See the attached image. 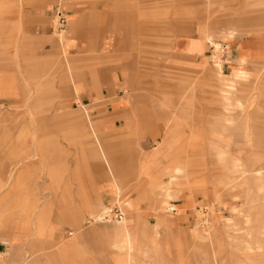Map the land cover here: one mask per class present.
<instances>
[{
	"label": "rangeland",
	"instance_id": "374dc122",
	"mask_svg": "<svg viewBox=\"0 0 264 264\" xmlns=\"http://www.w3.org/2000/svg\"><path fill=\"white\" fill-rule=\"evenodd\" d=\"M40 4L60 5L71 19L64 32L52 30L54 43L35 68L22 69L21 105L0 108V211L10 201L21 226L14 245L5 244L11 235L0 231V264H118L126 254L104 250L113 249L109 236L122 224L96 219L118 206L128 221L130 209L117 202L113 178L119 195L136 201L138 237L152 249L138 264H264V0ZM224 17L233 21L229 28L236 26L230 48L220 30ZM208 22L211 40L202 53L182 54L173 44L176 25L182 40L201 41L199 26ZM50 24L54 29V19ZM251 33L261 34L253 46L259 53L248 59L249 78L240 79L225 111L219 80H232V58ZM215 45L223 46V61ZM78 59L79 71L73 68ZM64 73L82 87L76 90L71 77L63 84ZM90 122L107 135L112 174L92 137L75 134ZM221 151L225 166H254L260 180L250 172L238 181H245L241 189L227 186ZM17 162L20 183L5 185L3 171ZM173 182L174 199L164 204L161 189ZM8 191L13 195L6 200ZM26 201L32 203L27 212ZM76 238L86 249L82 256L69 250L63 260L49 258Z\"/></svg>",
	"mask_w": 264,
	"mask_h": 264
},
{
	"label": "crops",
	"instance_id": "0c3cea01",
	"mask_svg": "<svg viewBox=\"0 0 264 264\" xmlns=\"http://www.w3.org/2000/svg\"><path fill=\"white\" fill-rule=\"evenodd\" d=\"M50 4H40L37 5V0H0V108H16L21 105V95L26 92L25 85L22 83L21 80V72L23 68H35V63L38 60H41L42 56L44 55V51L47 49V46H51L54 43V33L52 32L53 28L51 27L50 21L54 19V11L57 6H53L52 10H50ZM66 10V9H65ZM67 13L68 22L71 19V16L69 17V13ZM222 24L220 27L221 33L226 34V40L229 43V47L232 43H234L235 38L237 36L236 33V26L230 25L229 28L228 24L233 23L231 19L228 17H224L221 19ZM242 26H248L249 23L247 22H241ZM208 23L206 25L202 26V24L199 26L200 30L203 33V40L201 41H195V40H182L181 34L179 33V25H176L173 27L175 30H178L173 32V44L177 45L179 48V51L182 54H200L203 52V49L206 45V42L211 40V33L209 32ZM232 31L234 33L233 37L229 38L227 33L229 31ZM250 43L242 44L241 51L238 52V55L236 58H232L233 67H232V76L235 79L236 78V85L240 83V79L247 80L249 78V71L246 69V63L248 62V59L251 56H254V54H258L259 50L254 48V43L257 40V38L261 37V34H253L250 35ZM63 42V40H62ZM125 44V42H124ZM64 48V53L66 54V48ZM227 49V48H226ZM229 55L232 57L233 53H229ZM210 58V56L208 57ZM81 59L76 60L73 64V68L77 71H79L82 68ZM21 63H28V66H22ZM230 64V63H229ZM228 64V65H229ZM71 70V68H70ZM240 75V76H239ZM223 76H229V75H223ZM70 77L72 80V83L75 87V89H80L82 87V83L77 80H75L73 74L69 76L68 74H63L62 83L68 84L70 83ZM79 77V76H78ZM247 77V78H246ZM240 78V79H239ZM238 79V80H237ZM219 80V79H218ZM222 85V89L219 94V102L224 107V89H223V82L219 80ZM235 85V87H236ZM65 102H59V106L63 107L65 106ZM75 134L77 137L82 136H91L93 139V142L97 144V147L99 149V153L105 164L107 165L110 173H113V170L111 168V164L109 161V155L110 152L107 150V146H105V142H107V135H99L94 129L90 122V128H86L83 126L77 127ZM109 154V155H108ZM20 162H17L15 164H12V168L10 171L4 170V177L3 182L5 185L16 187L20 183L22 179V171L18 170L20 167ZM33 166H28L29 170ZM246 167V168H245ZM243 167L242 172L244 173V176L242 177V180L245 179V175L254 172L256 181L259 180L258 178V170L260 169H253L254 166L247 165ZM27 168V169H28ZM248 171V172H247ZM107 177V176H105ZM108 180V177L106 178ZM245 183V181H242ZM239 182V183H242ZM110 187L112 191L116 194L117 202L119 203V200H125L126 202L130 203L132 205V208H138V205L136 204V201H134L129 195L124 194L122 196L119 195L118 191V181L113 178L112 180H109ZM242 183V184H243ZM165 187V186H163ZM162 187V189H163ZM241 189L242 187H237ZM236 188V189H237ZM161 189V190H162ZM13 195L12 191H8L6 195L3 197L4 199H10ZM174 199V197L172 198ZM170 200L164 199V204L171 202ZM6 206L3 207V209L0 211V231L6 232L10 236L9 241H5V244H17L19 240V232L21 229L20 223L18 219L16 218V214L13 213L11 202L7 201L5 204ZM25 208L24 211L31 210L32 203L30 201H26L24 203ZM134 206V207H133ZM129 206H127L128 208ZM124 211L126 210V206L122 207ZM139 209V208H138ZM137 214L138 211L132 213L130 215L129 220V226L124 231L126 232L125 235L131 236L135 241L137 246H142L143 249H135V251L132 252V260H129V251L127 249H105V253L107 254H119V253H125V257H117L118 264L124 263V264H138V259L140 257H147L151 252L152 249H145L144 246L141 244L139 239V232H138V226H137ZM246 220V215L244 216ZM244 220V222H245ZM234 224H227L226 226L229 228H233ZM24 226V225H23ZM145 226V225H143ZM110 230V229H108ZM121 227L115 228V232L110 234L109 238L112 235H115L117 232L121 231ZM156 233V230L153 229ZM112 231V230H110ZM94 233V232H92ZM88 236V233L84 235V237ZM79 239H72L66 243H63L60 247L57 253H55L53 256H49V258H60L61 260L65 259L67 252L70 250L74 255H81L82 256V250L86 249H79L80 246H78ZM94 252L95 249H87V251ZM140 250V251H139ZM125 251V252H124ZM139 251V252H138ZM143 255V256H142ZM127 256V257H126ZM127 258V259H126ZM134 258V259H133ZM134 262V263H133Z\"/></svg>",
	"mask_w": 264,
	"mask_h": 264
},
{
	"label": "bare ground",
	"instance_id": "6f19581e",
	"mask_svg": "<svg viewBox=\"0 0 264 264\" xmlns=\"http://www.w3.org/2000/svg\"><path fill=\"white\" fill-rule=\"evenodd\" d=\"M229 35H231V37H232L234 35V33L230 30ZM215 46H216L217 51H222L223 50V46H221V45H215ZM218 76L221 79H223L225 77V76H223V75H221L219 73H218ZM235 85H236V78L235 79L232 78V80L227 79V80L224 81V84H223V89H224L223 101L225 102L224 103L225 104L224 105L225 106V108H224L225 111H228L229 107L232 104L231 103L232 102V93L234 91ZM237 105L240 106L239 103ZM225 133H226V128L222 127L220 130H218L216 132V135H217L216 137L219 138L220 140L225 139ZM218 162L220 164L224 165L223 171H224V173L226 175L225 176L226 177V181H225L226 185L227 186H229V185L231 186V185L234 184V188L235 189L237 187H243L244 183L242 182L243 183L242 184V183H239L238 181L242 180V177L244 176V173L242 172V169H243L244 166L242 164H239V163H234V164H231L229 166L228 165L225 166V153L222 152V151L218 154ZM179 173H180V170H176L175 175H178ZM260 173H261L260 170H258V178H259V180L261 178V174ZM173 185H175V182H173L172 185H168V186L163 187L162 195H163V198L165 200H169V199L171 200L174 197ZM262 189L264 190V187ZM124 203H125L126 206H129L128 208L130 209L129 213L127 214L128 215V221H127V217H126L125 221L120 223V224H122V226H121L122 230L117 232L115 235L112 236L113 237L112 248L113 249H127L129 251V258H130L129 260H132V252L135 251V249H143V248H142V246H137L136 241L131 236H128V235L126 236L125 235L126 232H124V231L128 228V226L130 224L129 223L130 215L132 213L138 211V208L137 207L135 209L132 208V205L130 203H128V201L127 202L124 201ZM90 208L94 209L95 207L94 206H90ZM102 212H104V211H102ZM102 215H103L102 213L100 215H97L96 219L102 222V219H103ZM131 216H133V215H131ZM248 223H249V219L246 222V225ZM228 224L230 225L231 223H228ZM234 225H236V224H234ZM234 225H233V227H234ZM121 264H124V263H121Z\"/></svg>",
	"mask_w": 264,
	"mask_h": 264
},
{
	"label": "built area",
	"instance_id": "2783aa9c",
	"mask_svg": "<svg viewBox=\"0 0 264 264\" xmlns=\"http://www.w3.org/2000/svg\"><path fill=\"white\" fill-rule=\"evenodd\" d=\"M54 21H55V28L53 29L54 31L56 30L58 33L64 32L66 30V27L68 25V18H67V13L65 8L62 6H57L54 11ZM225 50L221 51L222 55V61L225 58L226 52ZM224 65V64H223ZM171 212H176L174 209ZM102 222L105 223H111V222H118L122 223L126 219L125 213L120 209V207L115 206L113 208H107L102 215Z\"/></svg>",
	"mask_w": 264,
	"mask_h": 264
}]
</instances>
